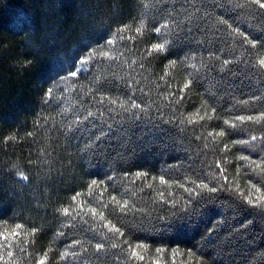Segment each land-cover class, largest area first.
<instances>
[{"label": "trees", "instance_id": "16d2710c", "mask_svg": "<svg viewBox=\"0 0 264 264\" xmlns=\"http://www.w3.org/2000/svg\"><path fill=\"white\" fill-rule=\"evenodd\" d=\"M262 57L247 0H0V264H264Z\"/></svg>", "mask_w": 264, "mask_h": 264}, {"label": "snow or ice", "instance_id": "6c2138e0", "mask_svg": "<svg viewBox=\"0 0 264 264\" xmlns=\"http://www.w3.org/2000/svg\"><path fill=\"white\" fill-rule=\"evenodd\" d=\"M248 3H253V4H256L258 5L259 8L261 9H264V0H247ZM168 28V24L165 23V24H162L160 25L159 27H156L154 29L155 32L157 33H160L162 31V29H167ZM118 32H124V31H127V26H125V28H122V29H118L117 30ZM136 31L138 33H143L144 31V28H143V24L141 23V26L138 27L136 29ZM236 31H239L238 29ZM240 35H244L243 33H239ZM121 39H123V37L121 36L120 37ZM245 39H247L245 37ZM249 43L252 44L253 47H255V42L253 41H248ZM109 44H112L114 43V41L110 40L108 41ZM168 43L167 40H165L164 42L162 43H156L154 45H152L151 49H149V54H152L154 52H163L166 50V44ZM104 55L107 56V53H105ZM87 61H82V63H86ZM173 63H175L173 61ZM227 63V61L225 62ZM259 64L262 68H264V57H262L260 60H259ZM71 76H76L77 73L76 72H72L70 73ZM190 84H191V81H188L187 83H185L184 85V89H187L190 87ZM50 91V90H49ZM180 99H183V97H181ZM113 104L117 103L116 100H113L112 101ZM125 103H121V107H124L125 106ZM131 108H134V109H142L143 110V106L139 103H137L135 100H132L131 102ZM127 110V109H126ZM91 115V113L89 114ZM201 119H203V117H200ZM211 118V117H209ZM240 120H244L245 117H239ZM247 119L249 120H252L254 119L253 117H247ZM192 122V121H190ZM225 123H228L227 121H225ZM219 136H223L224 135V132L221 131L220 133H218ZM241 159H247V157H242ZM219 167V165H218ZM221 172H223V169H221ZM140 175H143L142 173H137V176H140ZM24 179H27V177H24ZM162 183H166V181H161ZM94 186H98V182L93 180L92 181V184L89 186L90 190L94 187ZM197 187L199 188H207V184H199L197 185ZM210 191H215L216 189L215 188H212V189H209ZM186 191H189L191 192L192 190L191 189H186ZM259 191V190H258ZM161 195H163L161 193ZM80 196V193H77L76 196H73V200L75 201L77 199V197ZM112 201L115 202L116 204L120 205V209L121 211H123L127 205V201H124L123 203H121L119 200H117V198L115 196L112 197ZM251 202V201H249ZM79 207H81V209L83 208V205H79ZM88 211L92 214L93 217H96L97 216V209L96 208H89ZM62 214L65 215V216H68V215H71V213L69 212V209L68 208H64L62 209ZM99 216L101 219H103V213L100 212L99 213ZM74 218V217H73ZM105 227H108V225L106 224ZM23 226L22 225H16V228L12 230L11 233H8L7 230L5 229V232L4 233H0V241H3L4 243L0 244V249H3V248H10L11 247V243H10V238L11 237H18L20 235V232L17 231V229H22ZM110 231H113V232H117V233H120V235H123V233L121 232V230L119 228H117L115 225H111V227L109 228ZM36 232V229H32V235H34ZM60 235H62L63 233H59ZM27 235V234H26ZM115 247V245H113ZM97 249H100L103 247L102 244H98L96 245ZM137 247H143V245H139ZM20 251H24L23 248L20 249ZM131 254L133 257H137L138 256V253L135 249H132L131 250ZM14 255V253L12 251H7V256L8 257H12ZM67 253H64L62 254V258H64V256H66ZM46 257H47V254H45V257L44 258H41L39 261H38V264H45V261H46ZM140 259H143L142 256L139 257ZM0 259H3V255H0Z\"/></svg>", "mask_w": 264, "mask_h": 264}]
</instances>
